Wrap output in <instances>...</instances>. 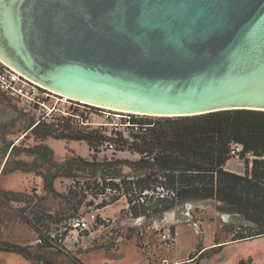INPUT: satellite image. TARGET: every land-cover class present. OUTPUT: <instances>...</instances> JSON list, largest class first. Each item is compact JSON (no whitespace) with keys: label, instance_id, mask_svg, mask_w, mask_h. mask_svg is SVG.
<instances>
[{"label":"water","instance_id":"water-1","mask_svg":"<svg viewBox=\"0 0 264 264\" xmlns=\"http://www.w3.org/2000/svg\"><path fill=\"white\" fill-rule=\"evenodd\" d=\"M0 57L123 113L264 110V0H0Z\"/></svg>","mask_w":264,"mask_h":264},{"label":"rangeland","instance_id":"rangeland-1","mask_svg":"<svg viewBox=\"0 0 264 264\" xmlns=\"http://www.w3.org/2000/svg\"><path fill=\"white\" fill-rule=\"evenodd\" d=\"M56 93L51 92L47 100L52 107L47 114L20 110L0 95V125L7 140L21 150L39 143L31 131L38 119L53 124L55 130L45 141L53 149V163H45L34 152L22 153L18 159L28 162L36 170L6 174L2 170L8 155L4 158L5 144L0 133V191L25 193L19 200H3L0 197V248L4 247V243L27 247L36 259L41 255L59 264H72L77 259L85 264H130L140 257H147V254L154 256L155 263L150 264H172V257L180 255L182 262L201 263L206 259L207 264H220L215 262L229 254L238 258L247 253H250L247 261L242 257L238 264H264V236L227 246L218 254L210 249L220 245L219 241H229L234 236L230 231L234 226L247 224L242 215L223 212L220 209L222 202L218 200L185 201L160 213L134 216L126 197L99 207L103 197L93 194L99 190L97 184L101 185L105 177L102 173L92 175L88 170L75 171V177L59 176L54 181L56 193L46 190L45 178L37 172L54 171V164H62L70 156L92 157L93 151L88 143L73 136L85 131L88 126H103L108 131L125 133L131 126L129 119L123 118L129 113L90 105L81 100L74 101ZM75 109L78 111L76 115L73 114ZM104 156L138 158L130 152H116L110 145L104 146L99 154L100 159ZM227 168L244 172L245 164L234 156L227 163ZM130 172V167H123V173ZM86 185L91 188L85 190ZM154 202L153 199L148 200L145 205L149 207ZM184 204L185 208H181ZM78 220L83 224L79 225ZM169 229L180 232L174 243L164 239ZM47 234L53 237L49 240L52 246L41 247ZM204 250L203 259L195 257L196 252ZM0 264L32 263L15 251L0 250Z\"/></svg>","mask_w":264,"mask_h":264},{"label":"trees","instance_id":"trees-1","mask_svg":"<svg viewBox=\"0 0 264 264\" xmlns=\"http://www.w3.org/2000/svg\"><path fill=\"white\" fill-rule=\"evenodd\" d=\"M77 113L73 110V114ZM123 118L131 122L127 133L108 131L103 126H88L73 136L88 143L93 150L92 157L70 156L64 163L54 164V171H36L45 178L46 190L56 193L54 181L59 176L75 177V171L88 170L92 175L102 173L105 177L93 194L103 197L99 207L126 197L130 212L141 216L169 210L187 199L218 200L222 202L220 209L223 212L240 214L247 221V224H238L230 230L234 234L230 241H250L264 236V110L226 109L156 118L129 114ZM3 129L0 125L5 144L4 158L8 155V159L2 173L35 171L28 162L18 159L22 153L34 152L45 163H53V149L45 143L46 138L54 134L53 124L41 120L33 127L31 131L39 143L25 150L8 141ZM106 145H112L116 152H130L138 158L104 156L100 159L99 154ZM234 156L243 160L244 172L227 168ZM125 166L131 168L130 174L123 173ZM90 188L86 185L84 189ZM24 195L23 192L0 191L3 200H19ZM152 199L155 206L147 207L145 203ZM42 240L41 247L52 246L49 240L53 237L49 234ZM222 247L210 249L216 254ZM0 250L15 251L32 264H59L41 255L36 259L27 247L4 243ZM205 251L194 255L203 259ZM72 264L85 263L77 259Z\"/></svg>","mask_w":264,"mask_h":264},{"label":"built area","instance_id":"built-area-1","mask_svg":"<svg viewBox=\"0 0 264 264\" xmlns=\"http://www.w3.org/2000/svg\"><path fill=\"white\" fill-rule=\"evenodd\" d=\"M51 92L54 91L15 69L0 57V95L16 104L20 110L25 112L34 111L38 114L49 113L52 107L47 100L52 95ZM56 94L65 97V95ZM68 99L72 98L69 97ZM40 121L41 119H38L37 122L39 123ZM110 146L114 148L112 145ZM78 222L79 225L83 224L80 220ZM179 235L180 232L178 230L172 231L169 229L164 234V239L174 243ZM137 264L150 263L141 262Z\"/></svg>","mask_w":264,"mask_h":264},{"label":"crops","instance_id":"crops-1","mask_svg":"<svg viewBox=\"0 0 264 264\" xmlns=\"http://www.w3.org/2000/svg\"><path fill=\"white\" fill-rule=\"evenodd\" d=\"M252 241V240H250ZM243 242H247V241H242V242H232V241H223L220 245H223L222 247V250H224L227 246H232V245H238V244H241ZM221 250V251H222ZM220 251V252H221ZM218 254V253H216ZM250 255V253H247L246 255H243V256H239L238 258H236L235 256H231V254L227 255L226 258L224 259H221L219 262H215V263H220V264H238V261H240V259H243L242 257H244L245 259L248 258ZM154 256L153 255H148L147 254V257H140L138 258L137 260L131 262L130 264H137V263H141V262H149V263H155V261H153V258ZM207 258V257H206ZM172 259H174L173 263L172 264H194L195 262H188V261H184L182 262L181 259H182V256H174L172 257ZM247 261V259H246ZM200 264H207L206 263V259H204Z\"/></svg>","mask_w":264,"mask_h":264},{"label":"bare ground","instance_id":"bare-ground-1","mask_svg":"<svg viewBox=\"0 0 264 264\" xmlns=\"http://www.w3.org/2000/svg\"><path fill=\"white\" fill-rule=\"evenodd\" d=\"M55 92V91H54ZM59 94V93H58ZM61 95V94H60ZM66 98H69L68 96L65 95ZM114 109V108H113Z\"/></svg>","mask_w":264,"mask_h":264}]
</instances>
